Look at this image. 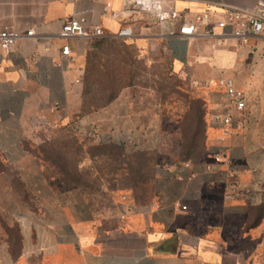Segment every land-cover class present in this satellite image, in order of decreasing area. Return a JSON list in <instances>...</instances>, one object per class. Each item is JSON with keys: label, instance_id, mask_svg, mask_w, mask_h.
Wrapping results in <instances>:
<instances>
[{"label": "crops", "instance_id": "obj_1", "mask_svg": "<svg viewBox=\"0 0 264 264\" xmlns=\"http://www.w3.org/2000/svg\"><path fill=\"white\" fill-rule=\"evenodd\" d=\"M165 1L184 21L196 22L193 36L178 33L179 21L169 34V23L139 10L136 0H0V31L22 35L10 52L0 47V218L21 235L14 258L6 230L1 264H264V142L255 146L251 139L264 138V127L254 128L264 120V33L241 41L231 25H216L229 10L263 11L264 0ZM204 13L208 25L197 22ZM72 18H84L90 31L100 26L105 37L129 27L140 51L161 44L173 70L196 85L212 79L194 78L197 69L228 74L245 95L242 124L210 125L214 144L204 159L159 160L143 198L123 199L105 186L96 194L66 186L46 172L53 162L42 156L44 142L69 126L78 138L76 126L86 134L97 127L125 141L137 136L141 115L125 109L122 96L81 114L86 56L97 38H61ZM65 44L70 57L62 55ZM222 93L210 96L209 115ZM86 148L81 166L101 165L102 157ZM260 206L261 218L250 226Z\"/></svg>", "mask_w": 264, "mask_h": 264}, {"label": "rangeland", "instance_id": "obj_2", "mask_svg": "<svg viewBox=\"0 0 264 264\" xmlns=\"http://www.w3.org/2000/svg\"><path fill=\"white\" fill-rule=\"evenodd\" d=\"M111 43V41L106 43L98 56H92V66L93 64L97 65L96 70L102 71L104 70L103 66L107 65L111 75L120 76L124 83H127L131 77L133 86L123 88L119 96H122L124 104L126 103L125 109H129L130 113L141 114L138 116L137 136L134 138L126 136L125 141L121 140L118 143V137L115 140L116 143H96L93 133L86 134L84 128L76 126V133L80 136L78 138L69 126L68 129H62L58 136L43 143L42 156L50 163L53 162L49 168L50 173L61 178L69 177L70 180L73 178L79 184L87 187V191L98 192L99 190L103 192L102 189L105 186L106 189L108 188V192L109 189H113V193L116 194H133L141 197L150 193L152 179L159 160L171 157L180 159L181 149L178 140L179 130L182 127L179 125L185 114L193 115L194 110L191 103L193 100H198L202 104L201 108L198 107L195 112L200 113L201 109L206 126L204 135L199 139L200 148L204 153L202 159L205 158L207 151L214 144L209 125L210 96L223 92V89L218 85L220 78L232 77L224 72L218 74L213 72L206 75L197 69L193 73L194 78L197 79L203 75L212 79L207 84L203 82L204 85H196L197 83L192 78L178 74L173 70L172 58L161 44L150 45L148 48L145 46L140 51L131 38L117 37V40ZM112 49H118L120 53L115 55L114 52L112 53ZM232 79L234 80V78ZM144 113L147 115H143ZM258 126L264 127V120L255 121L254 128L257 129ZM91 130L99 134H113L101 131L97 127H93ZM251 139L255 146L259 145V142H264V138L252 137ZM83 143L87 146L86 149L91 157L98 156L103 159V162H100L101 165L94 164V161L91 163L90 166L95 168L93 171L92 169L88 170V167L85 166H75L78 154L74 149L79 150L78 146ZM160 145L163 146V151L159 152L157 157L150 154L151 151H148L149 154L143 153L144 150L155 149ZM65 148H67V152ZM152 157H155L154 167L149 165L152 162ZM65 162L69 164L68 168H59V166H64ZM131 163L136 165L140 163L141 167L131 170L128 168L131 167ZM134 183L138 184L136 191L133 189L136 188ZM6 226H8L6 221L0 218V244H4L5 248L7 243L4 239L8 237ZM10 230L13 233L17 231V227L11 226ZM10 252H12L11 247Z\"/></svg>", "mask_w": 264, "mask_h": 264}, {"label": "built area", "instance_id": "obj_3", "mask_svg": "<svg viewBox=\"0 0 264 264\" xmlns=\"http://www.w3.org/2000/svg\"><path fill=\"white\" fill-rule=\"evenodd\" d=\"M136 4L139 10L152 13L159 22L169 23L167 26L168 33L176 34L174 23L180 22L178 33L183 36H193L196 32V22L184 21L183 14L175 8L166 4L165 0H136ZM210 15L204 13L197 17V22L201 23L207 20L209 24ZM216 25L224 29L228 25L232 26V34L241 41L247 40L250 36H260L264 33V10H229L226 17L216 22ZM26 36H33V31L27 32ZM59 36L63 39H67L71 36H90L96 38H104L106 36L105 31L100 26H95L92 31L86 28V21L84 18H72L66 20L61 28ZM134 36L131 28H123L117 34V37L128 39ZM22 37L18 32L5 29L0 31V47L10 52L16 46L18 40ZM62 55L64 57L71 56V48L68 44H65L61 48ZM218 85L223 89L222 103L217 109L211 111L209 118V125L218 128L231 129L232 127H239L244 116L242 112L246 107L245 95L243 90L238 88L232 78L222 77L218 80ZM93 133L94 138L101 143L115 142L114 134H102L98 132ZM117 142H120L117 140ZM217 162L221 161V156L215 157ZM210 168V166H208ZM123 199L127 198V194L122 195ZM186 208V206H184Z\"/></svg>", "mask_w": 264, "mask_h": 264}, {"label": "trees", "instance_id": "obj_4", "mask_svg": "<svg viewBox=\"0 0 264 264\" xmlns=\"http://www.w3.org/2000/svg\"><path fill=\"white\" fill-rule=\"evenodd\" d=\"M120 38V37H119ZM123 39V38H121ZM117 40V37H105V38H97L96 41L93 44V49L88 52L87 54V66L85 68V75H84V90H83V105H82V112L81 114L85 113H90L93 110H97L100 108H103L107 105H109L111 102H113L120 94L121 90L123 88H126L128 86H133V81L131 77H129V80L127 83H124L122 81V78L120 76L116 77L114 75H111L110 70L107 68L108 66L105 65L104 70L102 71H97L96 67L97 65L92 66V56H98L99 53L102 52L101 48L108 42H114ZM111 43V44H112ZM113 50V51H112ZM112 53L114 52L115 55L117 53H120L118 49H112ZM101 73V75H100ZM192 103V109L194 110L193 115L189 114L186 115L183 120H181V124L179 127H182L179 130L180 137H179V146H180V160L181 161H199L203 158V150L200 148L199 145V139L204 135V132L206 130L205 122L202 117V112L200 109V113L195 112V110L201 108V103L198 100H193ZM199 105V106H198ZM162 145L156 147L155 149L151 150H144L143 153L149 154L148 151H151L150 154H153L154 156L156 155L159 156V152L163 151ZM78 149H74L76 151V154H78V159L75 163V166L81 165L80 162L83 158V152L81 149V146H78ZM163 153V152H162ZM155 157L151 158V161L149 165H154L155 166ZM131 167L129 166L128 168H131V170H136L139 167H141V164L138 163L137 165L134 163L130 164ZM52 166V165H51ZM50 166V167H51ZM69 164L65 162L64 166H59V168H68ZM153 166V167H154ZM46 168V172L51 175V176H58L55 175L54 173H50L49 168ZM87 168V167H86ZM57 169V168H56ZM88 170L93 169L95 170L94 167L90 166L87 168ZM127 169V168H124ZM70 176V175H69ZM62 182L69 187H78L81 189L83 192L91 193V194H96L100 193L102 191L98 192H90L87 191V187L79 184V182L75 181L73 178L71 180L68 178H61L58 176ZM152 177V176H151ZM65 178V179H64ZM102 183V182H101ZM102 185V184H100ZM135 187L136 183L133 184ZM100 189V188H99ZM108 189V188H107ZM138 189V187L133 188ZM113 189H109L106 192L112 193ZM104 192V191H103ZM140 196V195H139ZM137 195V197H139ZM142 198L144 197L143 195L141 196ZM261 210L262 206H260L257 209L256 216L251 223L250 226H254L258 223L259 219L261 218ZM260 212V213H259ZM7 232L9 233V241H10V247L12 248L11 254L13 255L14 258H17L19 254L21 253V235L19 232V229L17 226V231H12L10 230L11 226H6Z\"/></svg>", "mask_w": 264, "mask_h": 264}]
</instances>
